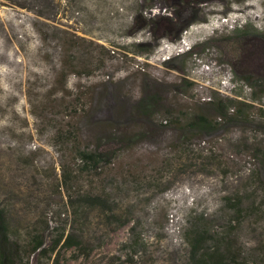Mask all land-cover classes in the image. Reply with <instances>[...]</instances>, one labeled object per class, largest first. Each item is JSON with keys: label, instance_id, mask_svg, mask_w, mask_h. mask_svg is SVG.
Wrapping results in <instances>:
<instances>
[{"label": "rangeland", "instance_id": "374dc122", "mask_svg": "<svg viewBox=\"0 0 264 264\" xmlns=\"http://www.w3.org/2000/svg\"><path fill=\"white\" fill-rule=\"evenodd\" d=\"M178 3L0 0V202L27 251L32 234L50 248L66 228L87 247L62 249L61 264H184L201 219L238 264H264V0H192L158 20ZM238 96L250 105L238 123L190 128ZM143 100L155 106L146 114ZM126 138L111 164L83 171L78 147ZM65 168L72 191L108 197L128 225L112 232L101 211L77 213ZM227 198L242 200L239 213Z\"/></svg>", "mask_w": 264, "mask_h": 264}, {"label": "trees", "instance_id": "16d2710c", "mask_svg": "<svg viewBox=\"0 0 264 264\" xmlns=\"http://www.w3.org/2000/svg\"><path fill=\"white\" fill-rule=\"evenodd\" d=\"M191 3L192 0H179L178 5L171 8L172 11L170 13L175 14L173 18L159 16L158 20L168 19L170 22L173 21L174 18H178V14H182L185 8ZM153 8V5L149 6V9ZM245 79V82L253 87L254 85L260 86L257 78L250 79L246 77ZM239 97L240 96L228 97L226 100H222L224 102L221 101L219 105L220 110H218V118L216 120L209 119L203 115L193 116L191 118L193 123L190 128L198 132H210L212 130L218 131L222 124L232 126L238 123L241 119L240 116L234 118L235 109H239L237 112L243 117L244 111L241 107L250 106L244 99ZM151 101L152 100H143V102L140 103V107L144 114L149 112V109L155 107L154 103ZM239 105L240 107L238 108ZM218 119L220 121H218ZM245 121L242 120V123H245ZM117 144H100V142H98L97 146L93 149L78 147V162H81L83 171L90 169L97 171L102 165L111 164L119 156V152L122 151L124 146H129L131 144V140L129 138L122 139L121 144ZM63 178L67 186V191L70 193L69 199L71 206L77 213L80 209L82 211L85 207L101 211L105 216L107 225L111 226L112 232L128 225L130 220L126 218L123 219L122 216L116 214L115 203H112L108 197L104 198L100 195L72 191L75 190L74 187L70 185V182L74 180L73 170L65 168L63 170ZM226 200L229 203L228 205L235 208L234 210L239 213L240 206L243 203L242 200L233 198H227ZM14 233L16 234L17 232L12 227L10 213L0 202V264H25L26 261L30 264L31 256L37 253L40 258L48 257L49 259H51L53 255H56L52 264H61L62 259L60 251L62 249L78 250L79 253H81L85 252V248L87 247L85 238L82 235H78L74 232L67 233L65 228L57 234L50 248L47 247L43 235L38 233L32 234L31 240L28 241L31 243L32 247L30 246L31 249L27 251L26 246H24L25 243L21 244ZM133 235H135V233ZM136 238L133 245L138 248L141 245V240L139 239L140 236H136ZM211 240L214 241L212 245ZM185 241L189 246V257L188 261L184 264H238L240 259L244 261L242 254L236 255L235 247H233L229 240L223 237H213L210 234L208 224L202 222L201 219H198V221L194 223L191 222V226L185 233Z\"/></svg>", "mask_w": 264, "mask_h": 264}, {"label": "bare ground", "instance_id": "6f19581e", "mask_svg": "<svg viewBox=\"0 0 264 264\" xmlns=\"http://www.w3.org/2000/svg\"><path fill=\"white\" fill-rule=\"evenodd\" d=\"M248 7V6H247ZM249 7H250V5H249ZM246 8V7H245ZM244 9H242V11H243ZM247 10V9H246ZM233 12H235V11H233ZM237 12V11H236Z\"/></svg>", "mask_w": 264, "mask_h": 264}]
</instances>
